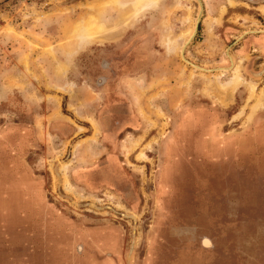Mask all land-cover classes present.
Instances as JSON below:
<instances>
[{"label":"rangeland","instance_id":"rangeland-1","mask_svg":"<svg viewBox=\"0 0 264 264\" xmlns=\"http://www.w3.org/2000/svg\"><path fill=\"white\" fill-rule=\"evenodd\" d=\"M100 1L0 0V264H264V107L216 85L264 100V0L165 1L56 74Z\"/></svg>","mask_w":264,"mask_h":264},{"label":"bare ground","instance_id":"bare-ground-1","mask_svg":"<svg viewBox=\"0 0 264 264\" xmlns=\"http://www.w3.org/2000/svg\"><path fill=\"white\" fill-rule=\"evenodd\" d=\"M165 1L168 0H101L98 3L86 5L87 12L82 17H80L66 32L62 45L65 61L64 63H57L55 67L56 74H64L67 71V66L71 60L85 49L94 45H103L106 42L110 43L119 39L127 30L133 28L134 25L139 22V20L142 19L146 13L156 12L160 5ZM175 1L176 4L174 5L173 9L181 8L182 0ZM229 1L231 5L235 4L231 0ZM107 8L114 9L111 11L113 13L112 17L104 16V12ZM185 9L189 10V4L186 5ZM259 9L264 14V5H261ZM189 12L186 16L187 27L178 35H174L169 29L168 21L163 23V26L169 29L162 43L165 53L169 56H178V53H180L182 56L184 47L195 34V23H192L193 19ZM214 22L219 23V21L216 19H207V26L211 28ZM2 30L4 32H12V28L10 27L4 28ZM240 69L241 60L237 61V63L233 66L230 77L224 82H218L216 85L228 97H232V95L240 86L245 85L247 87L248 96L246 101L247 103L251 102L249 107L250 111L247 116L249 121L260 106L264 107V100L261 91L256 94V84L253 81L243 80L240 74ZM190 75L193 76L195 74L192 71ZM200 75L205 77L203 74ZM215 77L221 78L223 77V74L218 73L215 75ZM244 109L245 106L242 108L239 115H241ZM236 117H238V115ZM90 122L93 124L95 129L90 140L94 141L98 134V128L93 121ZM80 130L82 129L80 128ZM130 143L132 145V149L137 146L136 142ZM146 148H148L147 145ZM136 159L140 161L148 160L143 150L136 154ZM67 167L68 163L63 165V173L66 171ZM63 175V186L66 192L72 193V189L65 178V174ZM117 207L122 208L123 206L118 205Z\"/></svg>","mask_w":264,"mask_h":264},{"label":"water","instance_id":"water-1","mask_svg":"<svg viewBox=\"0 0 264 264\" xmlns=\"http://www.w3.org/2000/svg\"><path fill=\"white\" fill-rule=\"evenodd\" d=\"M199 16H200V14H199ZM199 16H198V19H197V21H196V22H198V21H199V19H200V18H199ZM197 28H198V23H196L195 34H196V32H197ZM194 36H195V35H194ZM192 39H193V38H192ZM192 39H191V40H192Z\"/></svg>","mask_w":264,"mask_h":264},{"label":"crops","instance_id":"crops-1","mask_svg":"<svg viewBox=\"0 0 264 264\" xmlns=\"http://www.w3.org/2000/svg\"><path fill=\"white\" fill-rule=\"evenodd\" d=\"M4 14H6V13H2V14L0 15V19H2V16H3Z\"/></svg>","mask_w":264,"mask_h":264}]
</instances>
